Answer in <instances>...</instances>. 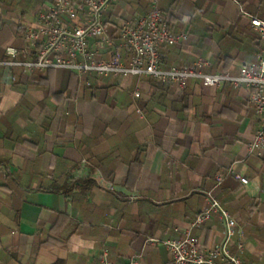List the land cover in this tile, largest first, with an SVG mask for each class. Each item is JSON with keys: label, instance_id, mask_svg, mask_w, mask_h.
Segmentation results:
<instances>
[{"label": "crops", "instance_id": "1", "mask_svg": "<svg viewBox=\"0 0 264 264\" xmlns=\"http://www.w3.org/2000/svg\"><path fill=\"white\" fill-rule=\"evenodd\" d=\"M52 4L0 0V59L6 46L26 45L25 27ZM157 4L185 36L161 46L164 67L200 58L203 72L237 74L257 60L263 41L251 18L264 19V0ZM149 7L117 0L103 15L108 34L118 44L121 20ZM251 91L0 67V264H98L103 249L114 264H166L162 241L189 226L208 191L236 219L241 258L264 264V140L249 150L260 127ZM222 231L212 214L191 235L207 248Z\"/></svg>", "mask_w": 264, "mask_h": 264}, {"label": "built area", "instance_id": "2", "mask_svg": "<svg viewBox=\"0 0 264 264\" xmlns=\"http://www.w3.org/2000/svg\"><path fill=\"white\" fill-rule=\"evenodd\" d=\"M117 0H53L52 6L40 12L34 24L25 27L26 45L18 49L6 46V59H0V67L33 69H65L79 75L94 73L97 76H147L163 83L182 88L188 80L198 79L203 86H217L226 82L233 87L250 88L249 102L260 118L249 150L259 148L264 140V19L251 18V26L262 38L257 60L244 63L237 74L230 72H203L200 67L208 64L200 58L190 66H163L161 46L184 39V34L173 35L158 7V0H149L150 7L142 15L121 20L118 26L117 44L108 34L103 15ZM91 40L93 42L91 43ZM107 47V57L101 51ZM18 55H30L18 58ZM135 97L139 93H134ZM143 116L141 110H137ZM242 183L247 179L235 176ZM217 214L223 225L221 239L211 247L200 246L191 229ZM177 236L166 238L162 243L169 253L166 264H252L241 258L243 239L233 241L237 230L236 219L220 204L212 191L206 192V205L196 214L188 227H175ZM235 251H231V246ZM103 249L98 264H114ZM136 258L129 264H137Z\"/></svg>", "mask_w": 264, "mask_h": 264}]
</instances>
